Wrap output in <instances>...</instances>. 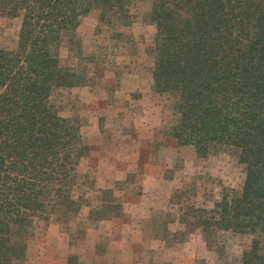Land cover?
Here are the masks:
<instances>
[{
    "label": "trees",
    "instance_id": "obj_1",
    "mask_svg": "<svg viewBox=\"0 0 264 264\" xmlns=\"http://www.w3.org/2000/svg\"><path fill=\"white\" fill-rule=\"evenodd\" d=\"M149 1L153 88L178 97L170 136L201 157L232 149L246 170L238 195L193 209L196 224L208 236L264 237V0ZM131 2L0 0L3 16L23 14L17 50H0V264H23L35 216L76 209L75 172L89 149L80 126L51 102L79 78L61 64L63 38L94 10L106 21L128 19ZM242 264H264L259 239Z\"/></svg>",
    "mask_w": 264,
    "mask_h": 264
},
{
    "label": "rangeland",
    "instance_id": "obj_2",
    "mask_svg": "<svg viewBox=\"0 0 264 264\" xmlns=\"http://www.w3.org/2000/svg\"><path fill=\"white\" fill-rule=\"evenodd\" d=\"M150 11L149 0H132L126 20L94 10L64 36L61 64L79 78L51 102L89 151L75 172L76 209L33 218L23 264H242L254 239L264 249L263 236H208L196 224L193 209L238 195L246 170L232 149L201 157L170 136L178 97L153 88ZM22 18L0 14V50H17Z\"/></svg>",
    "mask_w": 264,
    "mask_h": 264
},
{
    "label": "crops",
    "instance_id": "obj_3",
    "mask_svg": "<svg viewBox=\"0 0 264 264\" xmlns=\"http://www.w3.org/2000/svg\"><path fill=\"white\" fill-rule=\"evenodd\" d=\"M142 255L145 256V254L143 253ZM118 257H121L122 256H107V259H108V264H116L117 260H119L121 262V259L118 258ZM56 257H52V258H49L50 260H54ZM81 260H83V258H81ZM67 264V263H66ZM88 264V262L86 263Z\"/></svg>",
    "mask_w": 264,
    "mask_h": 264
}]
</instances>
